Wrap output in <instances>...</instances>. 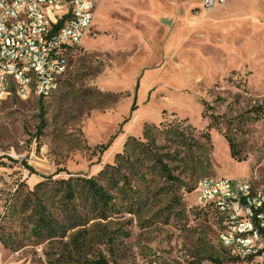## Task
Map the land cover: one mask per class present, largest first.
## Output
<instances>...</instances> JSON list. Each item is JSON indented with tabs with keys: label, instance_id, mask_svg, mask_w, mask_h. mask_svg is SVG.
<instances>
[{
	"label": "rangeland",
	"instance_id": "374dc122",
	"mask_svg": "<svg viewBox=\"0 0 264 264\" xmlns=\"http://www.w3.org/2000/svg\"><path fill=\"white\" fill-rule=\"evenodd\" d=\"M92 25L50 98L0 99V224L23 230L10 212L46 179H90L107 164L118 167L111 203L93 215L86 196L37 192L65 237L30 227L19 249L0 243V264H264L224 249L219 215L197 198L207 178L264 185V0H103ZM219 40L226 57L210 56ZM114 135L144 146L116 163L114 143L100 149Z\"/></svg>",
	"mask_w": 264,
	"mask_h": 264
},
{
	"label": "built area",
	"instance_id": "2783aa9c",
	"mask_svg": "<svg viewBox=\"0 0 264 264\" xmlns=\"http://www.w3.org/2000/svg\"><path fill=\"white\" fill-rule=\"evenodd\" d=\"M226 0H203L207 9L225 4ZM99 0H55L49 10L37 7V0H0V74L10 73L13 82H21V71H14L12 61H21L22 69L38 74L39 90L43 98L51 97L50 80L62 78L68 68L64 59L82 46L92 25ZM17 6H25L28 13L36 14V21L14 18ZM65 18H72V25H65ZM0 84V99H3ZM28 91L22 90V98ZM246 188L243 180L235 178H207L197 187V198L205 207L206 202L219 199V209L225 211V221L232 222V238H225V229L219 236L221 246L240 261L264 263V190ZM217 210H209L216 215ZM253 237H260V244H253Z\"/></svg>",
	"mask_w": 264,
	"mask_h": 264
},
{
	"label": "trees",
	"instance_id": "16d2710c",
	"mask_svg": "<svg viewBox=\"0 0 264 264\" xmlns=\"http://www.w3.org/2000/svg\"><path fill=\"white\" fill-rule=\"evenodd\" d=\"M137 109L136 103L133 104L132 113L135 112ZM128 121L126 120L124 123L126 124ZM148 132H145L144 137L147 138ZM117 135H114L108 144L101 145V153H105L110 149L113 145L114 140L116 139ZM227 139V138H226ZM229 143V148L231 151L232 158H236L235 146L229 139H227ZM132 143H135L141 147L144 144L137 140L136 138L129 137L125 146H124V153L116 154V163H119L120 160L126 158L128 155V149ZM242 162V161H238ZM163 170H168L167 166L163 164V161L159 162ZM31 169V168H29ZM118 169L117 166L107 164L103 170H101L97 177H92L90 179L87 178H70L68 180H53V178H48L44 182L39 183L36 185L35 190L30 192L27 196V199L21 205L13 206L10 214H20L17 217V224L19 227H23V230L18 232V229H14L12 227H7L5 224H0V243L6 249H19L20 244H18V238L21 236L22 233L25 235L30 230V233L33 234L34 237L39 239H53L56 236L62 235L65 237L66 230L61 223H59L57 216L55 213L50 211L47 207V203H44L41 198L38 197L37 192L42 193V197L49 201V196L52 192H55L56 195L60 193L64 194V198L69 202L72 203L81 195L87 197V202L90 204L89 209L87 211L88 214L97 213L99 211L100 206L106 207L111 203V196L109 195L105 183L109 181V174L113 171ZM111 180V179H110ZM79 193V194H78ZM16 200L19 198L16 197V194L13 196ZM36 203V204H35ZM20 206V207H19ZM17 208H20V212H14ZM75 208V207H74ZM73 210H67L65 214V222L71 221L72 215H78L77 208ZM205 209V208H204ZM209 210H215L213 207H207L206 211L214 214V212ZM98 214V213H97ZM215 215V214H214ZM18 216V215H17ZM216 216L219 220V217L216 212ZM98 219L106 220L107 215L101 212L98 216ZM220 222V220H219ZM221 223V222H220ZM69 229V227L67 228ZM71 230V228L69 229ZM235 258V257H234ZM237 259V258H235ZM239 260V259H237ZM240 261V260H239ZM97 264H107L105 261H100Z\"/></svg>",
	"mask_w": 264,
	"mask_h": 264
},
{
	"label": "bare ground",
	"instance_id": "6f19581e",
	"mask_svg": "<svg viewBox=\"0 0 264 264\" xmlns=\"http://www.w3.org/2000/svg\"><path fill=\"white\" fill-rule=\"evenodd\" d=\"M8 5H15V0H8ZM55 6V0H37V7L42 10H49ZM26 15V21H36V14L28 13V8L25 6H17L14 10V18H22ZM94 15H91L90 25L93 24ZM65 25H72V18H65ZM69 59H64L63 68H68ZM12 68L14 71H21V82H13V89L11 88L10 73L0 74L1 90L3 91V99L15 94L22 97V90L28 91V95L34 94L43 98V90H39L38 86V74L30 72L29 69H22L21 61H12ZM59 79L50 80V92L52 94L57 90L59 86ZM243 185L246 188H255V183L250 181H243ZM256 190H264V185L259 186L256 184ZM201 205V202L199 201ZM202 206V205H201ZM213 207L215 210L219 209V199H212L206 202V207ZM204 207V206H202ZM205 208V207H204ZM217 214L221 219V231L219 236H222V229H225V238H232V222L225 221V211L217 210ZM253 244H260V237H253ZM263 261V260H259Z\"/></svg>",
	"mask_w": 264,
	"mask_h": 264
},
{
	"label": "crops",
	"instance_id": "0c3cea01",
	"mask_svg": "<svg viewBox=\"0 0 264 264\" xmlns=\"http://www.w3.org/2000/svg\"><path fill=\"white\" fill-rule=\"evenodd\" d=\"M102 1L103 0H99V2H98V4H97V7H96V11H95V15H94V20H93V24H94V21H95V18H96V12H97V9H98V7H100L101 6V3H102ZM219 6H221V5H219ZM217 7V6H216ZM257 13H259V12H257ZM259 15H260V13H259ZM92 27H93V25H92ZM91 27V28H92ZM91 30V29H90ZM89 34V33H88ZM88 36V35H87ZM87 36H86V38H87ZM86 38L84 39V40H86ZM83 40V41H84ZM252 40H253V38H252ZM82 41V42H83ZM233 43H236L235 42V40H233ZM221 44H222V40H219V45L221 46ZM250 48V47H249ZM225 48L224 47H220V50L218 51V53H216V54H214V55H210V56H225L226 57V54H225ZM76 51H72V56H73V54L75 53ZM234 55L235 54H237V50H235L234 51V53H233ZM205 58H206V60H208V58H209V56H205ZM226 59V58H225ZM69 62H70V59H69ZM122 139V140H121ZM128 140V139H127ZM126 138H124L123 136L122 137H120L119 139H118V144L117 143H114V145L112 146V148L110 149V150H112V149H115L114 151L115 152H113L114 154H118V153H120L119 151H120V148H116V147H119V146H125V143H126ZM120 142V143H119ZM118 145V146H117ZM122 147V148H123Z\"/></svg>",
	"mask_w": 264,
	"mask_h": 264
}]
</instances>
